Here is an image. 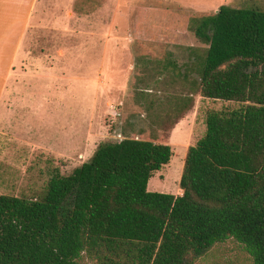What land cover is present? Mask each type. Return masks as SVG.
<instances>
[{
  "label": "trees",
  "instance_id": "trees-1",
  "mask_svg": "<svg viewBox=\"0 0 264 264\" xmlns=\"http://www.w3.org/2000/svg\"><path fill=\"white\" fill-rule=\"evenodd\" d=\"M186 19L206 47L190 64L200 96L237 106L206 112L182 194L147 190L170 145L103 142L71 174L53 169L39 196L0 194V264H77L83 254L96 264H193L229 238L264 264V11L223 5ZM139 36L137 46L150 44ZM191 95L176 102L180 113Z\"/></svg>",
  "mask_w": 264,
  "mask_h": 264
},
{
  "label": "rangeland",
  "instance_id": "rangeland-1",
  "mask_svg": "<svg viewBox=\"0 0 264 264\" xmlns=\"http://www.w3.org/2000/svg\"><path fill=\"white\" fill-rule=\"evenodd\" d=\"M232 7L264 11V0H233ZM133 9L119 0H70L61 13L48 7V17L0 21V67L21 68L28 94L10 111L0 101V194L35 198L53 169L69 175L99 144L123 138L170 145L169 162L147 190L182 194L186 151L203 136L206 112L237 104L200 96L190 64L206 47L193 40L186 11L147 17L138 32ZM137 36L150 44L137 46ZM189 94L193 102L180 113L176 102ZM77 264L96 263L83 254ZM193 264L253 261L229 238Z\"/></svg>",
  "mask_w": 264,
  "mask_h": 264
},
{
  "label": "crops",
  "instance_id": "crops-1",
  "mask_svg": "<svg viewBox=\"0 0 264 264\" xmlns=\"http://www.w3.org/2000/svg\"><path fill=\"white\" fill-rule=\"evenodd\" d=\"M0 1V3L3 4L1 7L2 16H0V21L13 23L16 21H22L19 19V17L22 16L26 17L24 21H34L36 16L48 17L51 14V11L47 10L48 7L51 8V10L55 9L58 13H61L63 11L62 7L69 5L70 0ZM158 1L162 3H158ZM177 1L180 3L170 0H119V5H121V7H126L127 9L134 7L130 16L139 18L133 19V21L148 22L150 20H148L147 17L156 16L159 14L163 16H170L176 14L177 11H186V15H189L193 12L214 13L220 6L224 5L232 7L233 4V0H189L187 2L184 0ZM4 71L7 73H2ZM23 75L24 73L21 72V68L0 67V84L6 83V86L2 87L0 85V101L3 100L4 110L10 111V109L14 108V103L12 101H24L25 97H27V90H25L24 80L22 78L24 77ZM1 133L2 129L0 128V137L2 136Z\"/></svg>",
  "mask_w": 264,
  "mask_h": 264
}]
</instances>
